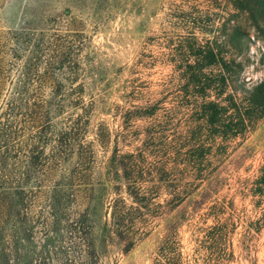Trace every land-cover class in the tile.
<instances>
[{"label":"rangeland","instance_id":"1","mask_svg":"<svg viewBox=\"0 0 264 264\" xmlns=\"http://www.w3.org/2000/svg\"><path fill=\"white\" fill-rule=\"evenodd\" d=\"M174 1L178 0H0V110L5 96L16 92L23 64L30 60L35 62L31 73L35 80L26 92L62 95L65 104L63 112L51 114V126H39L26 110L9 116L17 133L9 140L5 173L11 184H16L17 193L9 205L0 207V264H45L55 246L71 244L54 213L59 208L60 189L68 186L76 154L62 153L56 138L65 115L82 111L69 105V98L77 93L91 102L84 141L93 151L85 178L77 185L94 193L100 208L118 195L131 202L123 181L108 169L120 131L117 106L146 103L165 93L159 91L160 82L171 71L163 53L166 37L184 32L167 14ZM249 31L253 35L244 51L247 59L241 76L256 80L264 78V40L254 29ZM15 32H31L32 43L15 50ZM57 54L58 61L46 72L48 62ZM39 76H46L41 86ZM51 81L56 86L52 87ZM129 84L138 90L135 98L126 96ZM146 119H136L133 127H143L149 121ZM98 126L108 135L106 143L96 138ZM140 140L118 138L120 152L133 150ZM232 147L209 182L177 207L169 204L167 190L160 189L153 198L155 215L147 227L149 232L128 251L118 240L106 247L99 245L101 261L151 264L176 220L177 239L182 252L190 257L189 264H202L207 250L199 245L198 237L203 227L216 220L209 206L232 198L234 224L217 246L225 256L220 264H264V218L259 227L255 221L248 225L261 218L264 198L257 202L253 195L237 189L238 180L253 175L264 161V117ZM68 205L75 206L73 202ZM215 214L225 216L228 212ZM71 257L78 260L75 251Z\"/></svg>","mask_w":264,"mask_h":264},{"label":"trees","instance_id":"2","mask_svg":"<svg viewBox=\"0 0 264 264\" xmlns=\"http://www.w3.org/2000/svg\"><path fill=\"white\" fill-rule=\"evenodd\" d=\"M171 3L173 6L167 12L173 18L170 21L184 32L166 37L163 53L171 71L160 82L159 91L165 93L146 103L117 106L120 131L108 169L114 178L123 181L130 203L118 195L100 208L94 193L77 185L83 182L93 159L91 144L84 141L91 102H85L81 93L69 98L70 107L82 111L65 115L56 140L60 151L75 153L76 160L70 169L68 186L60 189L59 208L54 217L62 223L71 244L55 246L46 256L45 264H104L99 245L106 247L114 240L128 251L149 232L147 227L155 215L153 198L160 189L170 194L168 202L172 207L180 205L212 178L230 148L245 139L264 117V78L251 80L241 76L247 59L244 51L253 35L249 30L254 29L255 35L264 40V0ZM1 34L0 31V42ZM33 38L31 32L13 33L15 50L25 48ZM58 57L57 54L48 62L46 72L54 67ZM34 64L31 60L23 64V77L16 92L5 96L0 110V207L9 205L17 193L16 184H11L5 173L9 140L17 133L9 116L26 110L29 119L39 126H51V114L64 110L62 95L26 92L35 80L31 75ZM44 78H37L39 86L46 82ZM51 82L52 87L56 86ZM129 85L126 96L135 98L138 90L134 84ZM142 118L149 121L134 128L136 119ZM95 134L97 140L106 143L108 135L102 126H98ZM130 136L141 139L139 144L131 151L120 152L118 138L126 140ZM237 189L242 194L253 195L257 202L262 201L264 161L253 175L238 180ZM68 202L75 206L70 208ZM209 208L213 209L212 213H205H211L216 220L203 227L198 237L199 245L207 250L202 264H220L225 256L217 251V246L234 224L235 206L232 198H224ZM215 212L228 214L218 216ZM261 214V218L250 220L248 225L255 221V227H259L264 210ZM177 223L174 220L170 234L151 264H189L190 257L182 252L177 239ZM71 251L77 253L78 260L71 257Z\"/></svg>","mask_w":264,"mask_h":264}]
</instances>
